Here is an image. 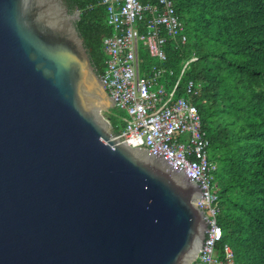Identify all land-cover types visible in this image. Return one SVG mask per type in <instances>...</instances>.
Instances as JSON below:
<instances>
[{
	"label": "water",
	"instance_id": "1",
	"mask_svg": "<svg viewBox=\"0 0 264 264\" xmlns=\"http://www.w3.org/2000/svg\"><path fill=\"white\" fill-rule=\"evenodd\" d=\"M65 0H0V264H192L190 174L129 145Z\"/></svg>",
	"mask_w": 264,
	"mask_h": 264
},
{
	"label": "trees",
	"instance_id": "2",
	"mask_svg": "<svg viewBox=\"0 0 264 264\" xmlns=\"http://www.w3.org/2000/svg\"><path fill=\"white\" fill-rule=\"evenodd\" d=\"M80 11L76 25L99 75L106 67L103 40L113 31L103 0H65ZM188 39L166 45V65L178 74L189 61L177 97L189 79L201 83L193 97L216 163L218 222L235 264H264V0H173ZM145 50L147 69L154 63ZM197 56L196 60H191ZM176 76H170L172 83ZM172 83L168 86L172 87ZM114 133L121 129L107 112Z\"/></svg>",
	"mask_w": 264,
	"mask_h": 264
},
{
	"label": "built area",
	"instance_id": "3",
	"mask_svg": "<svg viewBox=\"0 0 264 264\" xmlns=\"http://www.w3.org/2000/svg\"><path fill=\"white\" fill-rule=\"evenodd\" d=\"M103 3L113 31L103 40L107 59L101 79L116 108L127 112L119 115L125 122L120 131L129 145L156 151L199 183L202 195L197 203L205 210L208 226L203 246L192 264H235L233 247L224 243L219 248L224 234L217 218L219 195L213 182L217 165L209 157L208 131L193 101L201 83L189 79L185 84L188 96L177 97L189 61L178 75L166 65L167 43L170 41L177 48L188 39L174 1ZM142 50L155 60L147 69ZM170 76H176L173 83ZM109 121L112 125L111 118Z\"/></svg>",
	"mask_w": 264,
	"mask_h": 264
},
{
	"label": "rangeland",
	"instance_id": "4",
	"mask_svg": "<svg viewBox=\"0 0 264 264\" xmlns=\"http://www.w3.org/2000/svg\"><path fill=\"white\" fill-rule=\"evenodd\" d=\"M178 75V72H177ZM112 117L114 118V123L117 124L119 129H123L125 126V122L119 117V115H127V112L125 110H120L115 108L113 112L111 113Z\"/></svg>",
	"mask_w": 264,
	"mask_h": 264
},
{
	"label": "flooded vegetation",
	"instance_id": "5",
	"mask_svg": "<svg viewBox=\"0 0 264 264\" xmlns=\"http://www.w3.org/2000/svg\"><path fill=\"white\" fill-rule=\"evenodd\" d=\"M65 3H66V1H65ZM67 4V3H66ZM68 6V5H67ZM69 8V7H68ZM71 12V11H70ZM72 13H74V12H72Z\"/></svg>",
	"mask_w": 264,
	"mask_h": 264
}]
</instances>
